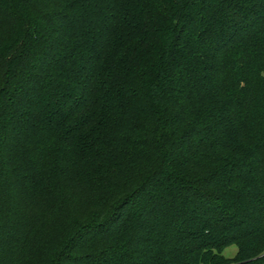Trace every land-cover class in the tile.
Here are the masks:
<instances>
[{
    "label": "trees",
    "instance_id": "trees-1",
    "mask_svg": "<svg viewBox=\"0 0 264 264\" xmlns=\"http://www.w3.org/2000/svg\"><path fill=\"white\" fill-rule=\"evenodd\" d=\"M0 264H264V0H0Z\"/></svg>",
    "mask_w": 264,
    "mask_h": 264
},
{
    "label": "rangeland",
    "instance_id": "rangeland-1",
    "mask_svg": "<svg viewBox=\"0 0 264 264\" xmlns=\"http://www.w3.org/2000/svg\"><path fill=\"white\" fill-rule=\"evenodd\" d=\"M235 252V246L234 245H230L229 247H227L225 250H224V254L226 256H232Z\"/></svg>",
    "mask_w": 264,
    "mask_h": 264
}]
</instances>
